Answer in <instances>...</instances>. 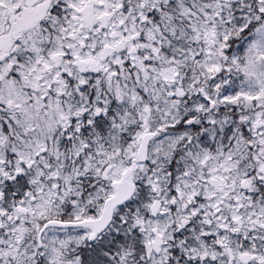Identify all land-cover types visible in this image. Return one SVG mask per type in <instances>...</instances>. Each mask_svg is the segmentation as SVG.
Returning a JSON list of instances; mask_svg holds the SVG:
<instances>
[{
	"label": "snow or ice",
	"instance_id": "6c2138e0",
	"mask_svg": "<svg viewBox=\"0 0 264 264\" xmlns=\"http://www.w3.org/2000/svg\"><path fill=\"white\" fill-rule=\"evenodd\" d=\"M0 264H264V0H0Z\"/></svg>",
	"mask_w": 264,
	"mask_h": 264
}]
</instances>
